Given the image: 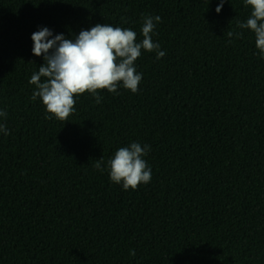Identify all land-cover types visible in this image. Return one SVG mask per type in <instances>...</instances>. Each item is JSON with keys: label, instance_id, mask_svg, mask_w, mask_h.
Returning a JSON list of instances; mask_svg holds the SVG:
<instances>
[{"label": "trees", "instance_id": "1", "mask_svg": "<svg viewBox=\"0 0 264 264\" xmlns=\"http://www.w3.org/2000/svg\"><path fill=\"white\" fill-rule=\"evenodd\" d=\"M219 3L0 0V264H264V59L238 27L250 6ZM148 15L166 55L141 50L138 92H86L45 119L32 34L106 23L141 42ZM132 142L151 180L125 191L107 161Z\"/></svg>", "mask_w": 264, "mask_h": 264}, {"label": "clouds", "instance_id": "2", "mask_svg": "<svg viewBox=\"0 0 264 264\" xmlns=\"http://www.w3.org/2000/svg\"><path fill=\"white\" fill-rule=\"evenodd\" d=\"M225 3L220 0L216 8L219 13ZM246 7L251 8L246 23H239L241 29H249L254 33L255 46L264 59V0H243ZM122 23L127 20L122 17ZM160 16L143 18L141 42H136V32L130 28L113 27L110 24H96L89 30H81L74 39H67L61 34L53 35L47 27L34 32L32 53L43 56L44 64L33 73L29 84L35 85L31 99L39 98L46 110L45 119L67 121L75 111V97L90 93L96 104L102 97V90L119 94L117 88L137 93L143 73H137L134 62L141 56V50L155 52L156 59L166 55L160 50V44L154 43L152 34ZM232 32L228 33L231 37ZM242 35V33H240ZM232 41L229 40L228 43ZM43 78V80H42ZM0 117L6 118L7 112L0 111ZM0 132L8 135L7 126L0 123ZM150 151L149 145L132 142L120 147L107 161V170L111 182L122 185L123 190H136L140 184L151 180V168L143 158ZM104 161L99 159L94 167L101 172ZM135 256V251H129Z\"/></svg>", "mask_w": 264, "mask_h": 264}]
</instances>
